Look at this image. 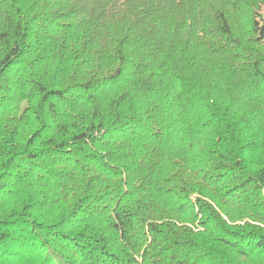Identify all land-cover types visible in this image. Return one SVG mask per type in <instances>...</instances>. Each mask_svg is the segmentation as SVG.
<instances>
[{
	"label": "trees",
	"instance_id": "trees-1",
	"mask_svg": "<svg viewBox=\"0 0 264 264\" xmlns=\"http://www.w3.org/2000/svg\"><path fill=\"white\" fill-rule=\"evenodd\" d=\"M0 264H264V0H0Z\"/></svg>",
	"mask_w": 264,
	"mask_h": 264
}]
</instances>
